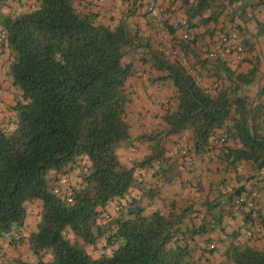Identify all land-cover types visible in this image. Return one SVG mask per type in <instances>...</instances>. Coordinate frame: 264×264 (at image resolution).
<instances>
[{"label":"trees","instance_id":"obj_1","mask_svg":"<svg viewBox=\"0 0 264 264\" xmlns=\"http://www.w3.org/2000/svg\"><path fill=\"white\" fill-rule=\"evenodd\" d=\"M75 1L33 0L34 7L5 14L9 0H0V43L16 91L13 127L0 124V238L23 226L25 204L38 202L28 237L32 264H264V245L249 244L264 241V69L254 54L264 43V1L171 0L165 43L148 16L153 2L120 0L118 15L111 11L103 22L78 11ZM134 17L156 40L129 24ZM217 44L229 55L210 59ZM135 64L146 66L149 84L168 95L160 105L151 95L161 112L132 138L126 86ZM203 156L208 167L218 163L213 201L202 200L201 181L178 175L180 168L191 173ZM174 182L199 197H164ZM225 218L239 220L230 234ZM243 224L249 231L240 244Z\"/></svg>","mask_w":264,"mask_h":264},{"label":"crops","instance_id":"obj_2","mask_svg":"<svg viewBox=\"0 0 264 264\" xmlns=\"http://www.w3.org/2000/svg\"><path fill=\"white\" fill-rule=\"evenodd\" d=\"M92 0H76L74 3V6L78 11L82 12H94L99 15V20L103 22H107V20L110 18L111 11L112 13H115L117 15V10H119L120 0H104L105 2L101 5H93L91 4ZM160 2L161 0H144V2ZM245 4H256L259 1L264 0H244ZM33 0H9V5L4 8L5 14H19L22 10L26 9L27 7H32ZM180 3H176V8L180 7ZM34 7V6H33ZM116 8V9H115ZM122 8V6H121ZM114 10V11H113ZM177 19L180 20L181 16H179V12H175ZM264 15V13H262ZM171 15L167 16L170 17ZM176 17H172L170 19V23H173L176 20ZM134 21H136V25L140 29L141 33L144 36H150L152 34V31L150 28L145 25L146 22L141 17H134ZM237 24H240L239 20H236ZM248 33L252 36L255 34L256 30L251 25L245 26ZM152 38H154L152 34ZM256 56H258L263 63V69H264V43L259 42L256 45V51L254 53ZM205 57V56H203ZM8 60V50L6 47L2 46L0 43V124H2L4 127L8 128L7 130L12 129V121L15 119L14 114L9 110V106L13 104L14 101V94L15 89L9 82H7V77L5 74V68L7 65ZM135 67L137 68V73L128 79L127 81V91L130 94V97L132 99V104L130 108L128 109V116L127 120L128 123L131 124L130 134L132 138L137 137L138 135L148 131L150 128H152V123L154 122L153 117L158 116L160 114V109L156 107V105L152 104V97L156 99V101H162L164 102L167 99V91L166 87H162V91L158 93L157 86H152L149 84L148 80V68L145 67H139L138 64H135ZM251 69V66L249 64H246L243 66L242 71L248 72ZM169 92H172V88H169ZM152 95V97H151ZM140 113V114H139ZM183 141L188 140L190 135L185 134L183 135ZM176 148L175 144H171L169 146L168 154H173V150L171 149ZM120 154L123 157L122 159H125L128 157V152L126 150H120ZM147 153H138L136 155L137 158H141L143 155H146ZM203 162H194V167L189 168L191 173H187V170L181 169V171L178 173L181 176L186 177L190 180H197L202 182L203 190L199 194L203 199H209V201H213L216 198L217 195V187L215 184L220 179L219 172H216L218 169V163L213 162L211 167L207 166V157H202ZM180 163V162H179ZM211 171H210V170ZM184 172V173H183ZM264 174V173H263ZM70 180L72 184H74V180L76 181V173L73 172L70 175ZM231 175L226 176L228 182L230 181ZM259 180H262L263 177L258 178ZM185 181V179H184ZM230 183V182H229ZM228 183V184H229ZM178 185V182H174V184H171L166 187L165 193L166 196L163 194L164 197H171V198H177L178 200H182L183 202L187 199H194L195 196L192 193V188L188 187V184H186V189L181 187L180 189H176L175 186ZM178 197H177V196ZM259 197L262 202H264V190L263 193H259ZM26 211H27V217L25 220V223L23 226L19 229H13V233L9 236L0 238V248L2 253L5 257V264H26V263H34L36 261V257L31 252L29 245H28V237L36 231V224L38 222V217L41 212V207L39 206L38 202H32L27 203L25 205ZM197 208V206H196ZM198 209H201L200 207ZM202 217V216H201ZM239 221V220H238ZM238 221H234L230 218H225V224L226 232L231 233L234 229H236V226H238ZM244 228L241 230V236L239 237L240 244H244L246 241V236L242 233ZM217 235V234H216ZM250 245H253L257 248H262L264 245L263 240H257L256 242L251 241L249 243ZM223 264H227L226 262Z\"/></svg>","mask_w":264,"mask_h":264},{"label":"built area","instance_id":"obj_3","mask_svg":"<svg viewBox=\"0 0 264 264\" xmlns=\"http://www.w3.org/2000/svg\"><path fill=\"white\" fill-rule=\"evenodd\" d=\"M171 2H172L171 0H166L165 4H163V5H157V4L155 5V4L151 3L147 8L148 13H149L148 16L151 20L153 31L156 33V35H158V37L161 41H164V43H165V40L167 39V35L164 31V23H163L164 15L163 14H164L167 6H169V4ZM94 3L101 5L104 3V0H94ZM181 24L185 25V22L181 21ZM178 37L186 39L187 35L184 31H179ZM236 38H237L236 35L233 34L230 36V39L229 38L228 39L223 38L222 42L223 43H229V42H231V40L236 39ZM0 42H1V40H0ZM168 48L171 51V54L173 57L180 58L182 63L186 62L178 50L174 49L173 47H170V45H168ZM227 55H229L228 49L221 44L211 46L209 52L207 53V56L210 59H214V60L218 59V58H225ZM156 104L160 105L163 103H162V101H160V102L156 101ZM65 183H66V178L63 177V178H61V180H59L58 184L61 186L62 185L64 186ZM256 232L259 233L260 230L257 229ZM250 233L251 232H248L247 234L250 235ZM70 238L72 239V237H70ZM0 264H5V258H4V255H3L1 250H0Z\"/></svg>","mask_w":264,"mask_h":264},{"label":"rangeland","instance_id":"obj_4","mask_svg":"<svg viewBox=\"0 0 264 264\" xmlns=\"http://www.w3.org/2000/svg\"><path fill=\"white\" fill-rule=\"evenodd\" d=\"M116 9V8H115ZM114 11V10H113ZM115 13H116V11H115ZM117 15H118V13H117ZM115 18H117V16L115 17ZM117 20H118V18H117ZM129 24L133 27L134 25H136V21H134L133 20V18L132 19H130L129 20ZM145 25H147V24H145ZM154 40H156V37L154 38ZM8 72V63H7V65H6V68H5V74ZM7 82H9L10 84H11V78L10 77H7V80H6ZM167 85H169V83H166ZM171 85V84H170ZM158 93L159 92H161L162 91V88H161V86L158 88ZM181 170H178V173L180 172ZM179 176H180V174H179ZM55 177V172L54 171H49L48 173H47V175H46V178L48 179V180H50V179H53ZM74 182V186L75 187H77V183L75 182V180L73 181ZM75 183H76V185H75ZM51 184V183H50ZM175 188L176 189H180L181 190V188L178 186V185H176L175 186ZM26 205V204H25ZM244 230L245 231H249V227L248 226H246V225H244ZM251 233H252V231H250ZM86 251H87V249H86Z\"/></svg>","mask_w":264,"mask_h":264},{"label":"clouds","instance_id":"obj_5","mask_svg":"<svg viewBox=\"0 0 264 264\" xmlns=\"http://www.w3.org/2000/svg\"><path fill=\"white\" fill-rule=\"evenodd\" d=\"M4 255V254H3Z\"/></svg>","mask_w":264,"mask_h":264}]
</instances>
